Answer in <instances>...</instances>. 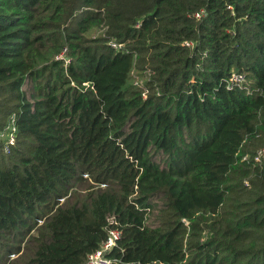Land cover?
<instances>
[{"label":"trees","instance_id":"trees-1","mask_svg":"<svg viewBox=\"0 0 264 264\" xmlns=\"http://www.w3.org/2000/svg\"><path fill=\"white\" fill-rule=\"evenodd\" d=\"M11 120L0 264H264V0H0Z\"/></svg>","mask_w":264,"mask_h":264},{"label":"built area","instance_id":"built-area-1","mask_svg":"<svg viewBox=\"0 0 264 264\" xmlns=\"http://www.w3.org/2000/svg\"><path fill=\"white\" fill-rule=\"evenodd\" d=\"M203 14V12H200L196 15L197 18H200V16ZM186 46H190L189 44H186ZM113 48H116V44H112ZM121 47V46H119ZM57 59H60L58 57ZM67 62V61H66ZM244 76L241 74H234L230 78L229 82L232 84L239 85L244 82ZM143 97L146 98V94H143ZM13 120L8 123V125L0 131V142L4 145V150L6 152H9V148L14 145L16 140V133H15V126L13 125ZM244 160H247L246 157H244ZM254 160L257 163H261L262 160H264V149L258 150L254 156ZM103 187V185H102ZM110 226L106 228L107 231V239L104 242V244L101 246V248L87 256L86 264H111V260L108 258L109 252L114 248L116 242L119 240L121 232L118 228H115V226L118 225L117 220H111Z\"/></svg>","mask_w":264,"mask_h":264},{"label":"rangeland","instance_id":"rangeland-1","mask_svg":"<svg viewBox=\"0 0 264 264\" xmlns=\"http://www.w3.org/2000/svg\"><path fill=\"white\" fill-rule=\"evenodd\" d=\"M103 32H104V28L98 27V28L92 29V31L89 32V35L91 37L95 38L97 36L103 35ZM58 57H60V59H57ZM56 60H65V61L68 60V58H66V50L65 49L62 51V53L60 55H58L56 57ZM67 63H68V61H67ZM148 77L149 76L146 73L137 75L136 72L133 70L130 74V79L128 81V84L129 85L135 84L138 87H142L143 84L147 81Z\"/></svg>","mask_w":264,"mask_h":264}]
</instances>
